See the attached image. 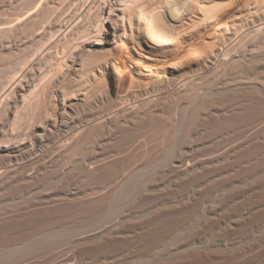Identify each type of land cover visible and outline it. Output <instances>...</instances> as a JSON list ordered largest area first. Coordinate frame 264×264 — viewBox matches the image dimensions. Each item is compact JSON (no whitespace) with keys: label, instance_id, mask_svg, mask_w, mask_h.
<instances>
[{"label":"bare ground","instance_id":"6f19581e","mask_svg":"<svg viewBox=\"0 0 264 264\" xmlns=\"http://www.w3.org/2000/svg\"><path fill=\"white\" fill-rule=\"evenodd\" d=\"M109 21L115 26L116 40L113 48L104 50ZM249 48H264V0H0V151L5 152L2 154L3 160L0 158V184L18 181L17 179L35 180L48 173L58 175L65 165L84 160L88 156L92 159L86 163L84 175L90 174L93 175L91 178L101 180L109 178L108 180L113 181L125 178L135 166L132 163L134 166L129 168L128 162L135 158L150 159L160 145L163 144V147L171 145L173 138L171 134L177 130L175 128L158 130L161 127L159 124L170 121L174 127L179 124L186 126L185 119L188 120V114L195 112V115L202 109V112L205 113L207 110L206 113H209L211 107H208L204 97L209 92V87L220 77V80L222 79L224 71L239 70L240 73H245L242 78L235 81V85L238 86L235 94H242L249 100L254 97L264 98V90L254 88L263 80L257 78L256 81V77L254 80L253 71L250 72V69H255L254 71L261 69L259 70L261 73L264 59L262 56H256ZM255 52L261 51L258 49ZM224 76L226 79V74L223 78ZM231 76L229 75V78ZM38 80L39 83H36ZM233 83L230 85H234ZM227 86L229 87V84ZM55 92L57 96H54ZM206 98L208 99V96ZM213 99L214 97L210 101ZM191 100L192 105L197 102L196 106L187 105ZM250 107L238 103L228 109V112L237 114L235 116L243 122L244 110L248 108L250 113ZM200 117L203 118L201 115ZM194 121H197V118ZM217 121L215 120L216 123L219 122ZM199 122L196 127L203 126L202 122ZM162 125L164 126V122ZM142 132H149L147 133L149 137L152 135L156 140L158 137L161 138L162 143L159 139L161 144L158 140V144L153 142L152 144L156 143L155 146L158 147L153 146L156 149H151L152 152L145 150V147L152 146L148 143L149 145L143 146L144 151L142 142L146 138L140 141L142 144L137 141L138 134ZM145 135L139 139L146 137ZM180 136L181 134L175 139H179ZM28 139L31 140V146ZM52 141H55V144L53 149L50 148L51 152L36 153L50 142L53 144ZM108 144H111V147L112 144L115 146L108 149ZM134 147L144 152L137 150L138 155L141 152L142 154L136 157L138 155L134 153ZM240 148L241 145L236 146L210 160L221 163ZM21 153L23 156L26 153L28 155L36 153L40 157L26 163L25 156L24 160L21 159L25 163H20ZM40 153L42 154L39 155ZM145 161H140V164ZM136 165L135 168L138 167V163ZM195 172V168L185 170V174ZM46 177L48 176H44L38 182L44 181ZM117 183L115 181V185ZM110 187L114 192L112 186L107 189ZM111 189L108 192H111ZM105 191L104 188H100L89 192L90 194L77 197L76 202L70 201L72 198H67L70 201L69 205H72L67 208L58 205L59 202L56 203L61 209L66 208L62 210L64 212L73 211L79 218L88 217L109 205V199L111 200L109 194L112 192ZM62 197L61 199H66ZM41 204L34 205L41 208L43 206ZM48 204L44 205V210L45 206L48 208ZM33 207H23L32 208L29 211L19 209L24 213H16L19 210L13 212L12 209L8 210L9 212L1 210L5 215L0 212V215L2 214L0 222L14 217L15 214L16 216L28 215L26 212L32 214L36 210H33ZM58 207L56 210H61ZM43 208L39 210L42 211ZM110 212L112 213V210ZM43 213H46V210ZM20 218L22 219V216ZM22 220L28 223L25 219ZM67 221L66 218V221L60 222L59 225ZM6 225H0V232L13 227ZM178 225L176 223L169 231L151 238L149 248L156 251L155 248L164 242L168 235L175 232ZM95 231L98 232V229ZM186 260L207 259L196 257L184 261ZM65 264L73 263L67 260ZM259 264H264V259Z\"/></svg>","mask_w":264,"mask_h":264},{"label":"rangeland","instance_id":"374dc122","mask_svg":"<svg viewBox=\"0 0 264 264\" xmlns=\"http://www.w3.org/2000/svg\"><path fill=\"white\" fill-rule=\"evenodd\" d=\"M115 30L114 24L109 21L108 31L105 34L107 44L104 50L113 48L112 45L116 40ZM249 49L256 56H262L264 59V51H262L264 48ZM254 49H259L261 52L256 53ZM262 64L264 66V62ZM250 70V72L253 71L254 80L255 77L256 81L263 80V82H258L254 88L257 87L255 89L264 90V68L260 71L261 73H259L261 69L256 71H254L255 69ZM224 74L227 76L226 79L225 76L223 78ZM228 74L232 75V78H229ZM241 74L239 70L234 72H230V70L224 71L222 74L223 80H220L221 77L217 79L218 81L216 80V82L218 83L214 82V86L212 85L209 87L210 89L208 88L209 92H207L210 95L207 93L204 97V99L207 100L208 107H211V109L208 110L209 113H206L207 110H205V113L202 112V109L200 113L197 112L194 115V110L193 114L187 115L188 120L185 119V124L187 123L186 126L184 124H179L174 127L170 124V121L166 120L167 122H165L163 121L164 118L161 119L164 122V126L162 122L158 125L159 127L161 126L158 130L164 128H175V130H177L176 133L174 131L171 134L173 138L170 146L165 145L163 147L162 144L160 145L162 148L156 145L157 148L155 146L156 143L154 145L152 143L157 142L158 139L162 143L161 138L158 137L156 140L152 135L149 137L147 134L149 132L139 133L137 137L138 142L142 141L144 138L149 140V142L146 139L143 140L142 148L144 145L147 146L152 144V146H150L151 148L149 146H147V148L144 146L145 150L148 149V152H152V150L157 148V151H153L154 153H152L150 159H143L147 161H145L146 163L141 162L142 164H140V161L143 160L138 158H135L132 162L129 160V168L134 165L137 166V163L138 167L135 168L134 166V170H131L132 167L128 176L120 179L122 181L118 180L120 181L119 184L117 180H115L117 183L115 185L113 179H110V181L108 180L109 178H104L109 181L105 182L103 179H97L96 177L91 178L93 175H84V173H86V171L83 173L85 170L84 168H86V163L91 161V156L90 159L88 156L84 160L77 161L70 165L68 164L69 167L65 165V170L63 169L64 171L62 170L61 173L59 172L58 174L60 176H58L57 173H51L52 175L50 173L44 174V176H48L46 177L48 180L45 178L43 179L44 181L38 182V180H42L44 177L41 175L39 179L36 178L37 183H35L36 179H17L18 181L14 180L9 183L0 184V212L1 210L9 212L11 211L10 209L14 210L13 212L19 209L26 210L28 209H24L26 206H34L33 210L36 209L35 212H32V214L34 213L33 215L36 216L30 214V212H26L29 213L31 217L29 214H19L20 216L17 215L19 217L15 214L12 218L16 220L12 218L1 220L0 225L7 224L6 227H10L11 225L13 227L6 231L4 230L5 232H0V264H65L67 260H70L73 264H259V262L264 259V123H262L264 119V98L254 97V100H249L244 95L242 96V94H235V89L238 87L235 85V81L245 75V73ZM257 78L259 79L257 80ZM39 81L40 80L36 83H39ZM227 81H232L230 83L234 81L235 83H233L234 85H230ZM228 84L229 87H226ZM228 88L234 90L231 91L232 89ZM54 96H57V92L54 93ZM207 96L208 99L210 97L209 101L206 98ZM213 97L217 100L215 101L213 99V101H210ZM191 102L192 100L187 102V105H192ZM209 103L211 104L210 106ZM238 103H241L243 106H251L250 113H248V108L244 110L245 115L243 122L238 120L237 116H235L237 114H232L231 111L228 112V109L232 108L234 105H238ZM196 104L197 102L195 104L193 103L195 106ZM260 105L262 106L260 107ZM200 115L203 118H201ZM196 118L197 121H194ZM215 120L219 122L217 121L218 123H216ZM193 121L196 122V124H193ZM199 121L202 122V127H196L198 126L197 123H200ZM223 122L225 123L224 125ZM179 132L181 134L180 138L175 139L177 136L179 137ZM163 133L165 134V131ZM163 133L160 132L161 135ZM144 134H146V137L140 138V140L139 137H142V135L144 136ZM160 134L159 136L161 137ZM152 139L154 140L151 141ZM176 140L181 144H178ZM52 142L53 144L50 142L51 147L50 144H48V149L46 148L47 146H45L36 153L51 152L52 150H50V148L53 149L55 144V141ZM160 142L159 144H161ZM140 143L136 142V144L141 146L142 143ZM29 144L30 146L32 145L31 140ZM108 145V149H112L115 146L114 144H112V147L111 144ZM240 145L241 148L237 150L238 152L234 155L230 154L229 158L227 157L224 161H221V163L210 160ZM137 148L134 147V153L140 150ZM143 150L141 149L140 151L144 152L145 150ZM142 152L139 155L137 152L136 155L138 156H135L139 157ZM4 153V151H0V155ZM36 153L29 154L36 156H31L33 159L27 153L24 156L21 153L23 158L20 156V163L24 162L21 161V159L24 160L25 156L26 163L35 161L40 157L38 154L36 155ZM41 154L42 153L39 155ZM157 156H159L158 159ZM3 157V155L2 157L0 156L1 160H3ZM152 158L153 160L151 161ZM187 168H195L196 172L185 174ZM70 171L74 172L72 173ZM69 173L72 174L69 175ZM53 175H55V177ZM49 176H51L50 179ZM51 178H53V180H51ZM89 178L93 181L86 180ZM95 179L96 181H94ZM100 180L103 181V184ZM30 182H32V184ZM96 185L98 186L94 187ZM88 186L90 188H88ZM109 186L114 188V192L110 187L112 194H109V198H111V200L108 198L109 205L105 206V209L102 211L95 212L88 215V217L80 216V218L74 214L73 211H62L70 206L69 203L71 200L76 202L79 196L90 194L100 188H104L105 191ZM188 186L190 188H188ZM199 188L201 190H199ZM110 189H107L105 192L107 193ZM60 196L66 199L63 200ZM67 198L72 199L68 201ZM59 200L64 203H61ZM45 202L46 204L49 203L47 207L50 209H46L45 206L46 213H43L45 211L43 208L44 205H46ZM56 202H59L58 205L61 204V206H65L66 208L61 209V207L57 206ZM38 203L39 206L42 203L41 205L43 206H41V208H43V212L39 210L41 209L40 207L36 208ZM49 205H53L54 208ZM56 206L61 210H56ZM109 208L112 210L113 214L110 212ZM30 209L32 208L26 211ZM181 209H183V211ZM20 210L16 213L23 212H20ZM2 214L0 216H2ZM105 215L106 217H104ZM21 216L22 219H25L28 223H24V220L20 218ZM23 216L27 217L25 218ZM74 217L76 219H74ZM66 218L68 220L67 223L64 222L63 225H59L60 222L66 221ZM10 221L11 223L9 224L8 222ZM176 223L179 224L178 229L168 235L166 240L155 248V250L157 249L156 251L149 248V243L155 235L157 237L161 233L169 231ZM96 228L98 232L95 231L97 230ZM113 235H115V237ZM110 236L113 237L111 238ZM182 236L184 239L181 238ZM77 239L79 240L77 241ZM147 254L149 256H147ZM196 257H203L207 260L184 261L185 259ZM131 259L133 261H131Z\"/></svg>","mask_w":264,"mask_h":264}]
</instances>
